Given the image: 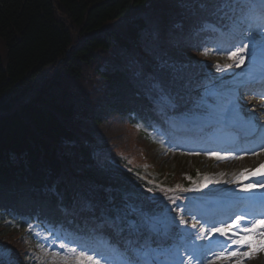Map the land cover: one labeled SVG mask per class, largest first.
Here are the masks:
<instances>
[{"label": "trees", "instance_id": "1", "mask_svg": "<svg viewBox=\"0 0 264 264\" xmlns=\"http://www.w3.org/2000/svg\"><path fill=\"white\" fill-rule=\"evenodd\" d=\"M248 2L0 0L4 264H28L15 228L34 219L121 249L137 243L130 208H156L146 195L169 190L156 187L134 139L144 125L189 111L209 65L202 46Z\"/></svg>", "mask_w": 264, "mask_h": 264}, {"label": "rangeland", "instance_id": "2", "mask_svg": "<svg viewBox=\"0 0 264 264\" xmlns=\"http://www.w3.org/2000/svg\"><path fill=\"white\" fill-rule=\"evenodd\" d=\"M254 28L255 30H261L264 28V25H258L257 28ZM243 33H245V31ZM236 34L238 35V30ZM245 43L252 44V42H250V40L245 36L242 44L241 42L237 41V45H232V42L230 43V45L222 47L220 45H215V47L212 48L213 51H207L209 54H211L210 56H212V58L217 63V66L215 67L216 69H214V71H212L211 73L214 76V81L211 83H206L203 86V90H201L202 96L199 99L200 101H198L202 102V104L204 105V112L186 115V118L205 123H214L219 120L223 111L225 100L234 94L232 87L235 79V72L240 68L241 65L240 63L237 67L236 64L238 62L234 59H229L228 52L234 51L237 47H243V44ZM250 48H252L251 45ZM2 52L3 48L0 43L1 56L3 55ZM241 55L244 56V60L250 59L248 52L242 53ZM225 65L229 66L225 67ZM241 70H243L244 72V70L246 69L243 68L240 69V71ZM248 72L249 71H246L245 73L247 74ZM245 95L247 96L246 99H248L250 103L258 102L256 101L255 96L247 95L246 93ZM206 96H212L213 98H210L211 100H209L206 98ZM181 117L184 116H180V118ZM144 131L149 130L144 129ZM134 141L138 143L139 147H141L139 149L144 153L141 155V164L143 166L150 164L153 169H156L154 173L158 180L168 181V176H171L172 179H177L178 174L188 188L187 191L182 193L186 197L185 201L180 202L178 204V207H173L169 204H164L163 206L164 211L162 213H167L169 215L170 223H173V225L181 224L186 227V239L184 240V242H182V246L165 251L167 255L171 256L170 260L182 259L184 257L190 258L194 253L195 242L200 241V238H207L208 243L217 245V249L214 250V252H209V257L206 259V262L204 264H235L234 259H214L215 253L222 250L224 239L217 233H214L212 237L207 236V231L213 227L203 220H198L194 211L197 210V208H203L206 210L208 209L209 204L213 201L211 199L213 193H210V190L213 189V187L217 185V183H219L216 177L220 173H222L223 171H235L234 168L248 169L250 166L253 167L257 163L259 164L255 166H259L260 163L264 160V145L258 150L249 154L238 153L232 155L230 153H218L219 156L225 157L224 159H218L215 156L208 155V153H215L212 150H187L184 148H176L171 144V142L165 141V139L160 138L159 135L151 134L150 136H147L145 133L137 134V137L134 139ZM130 151H132V149ZM130 157L133 158V154H131ZM132 158L130 161H132L133 163L141 161L140 158ZM241 172L242 171H239L238 177L243 181V179L247 177V172L243 175H241ZM162 173H164L165 176H161ZM243 185H245L244 181L243 184L237 189V191L235 190L236 194L242 193L241 188ZM263 190L264 188L257 187L251 192H243L250 193V198L254 197L255 202H260L261 200H263ZM257 196L262 197L256 198ZM251 202L252 200L249 199L248 203ZM185 211L192 214L185 216ZM154 215H157V213L150 216L144 214L141 222H145L146 219L148 222L150 221V219L153 220L155 218ZM181 218H183V220L185 221L183 224L180 223ZM189 218L194 219V224H191V222H189ZM129 224V226L131 227L134 226V224L131 222ZM203 224H205L206 230L201 233L199 230V226ZM193 225H195V227H193ZM10 226L11 228L13 227L12 225ZM261 227V224L255 225L256 229H260ZM167 228L168 225L164 227L166 231L169 230ZM16 229L21 230L28 245V249L30 252L28 264H61L60 258L52 255L55 252L63 255V249L59 247L60 242L58 240H56L52 236H48L46 232L42 231L35 225H31L30 236H28L26 234V231L22 230L21 228L16 227ZM244 250L247 251V249ZM146 252H149L152 257L156 256V253H160L151 251L150 247H147L145 249V253ZM100 258L106 264H122L123 262L122 259L117 256L115 257V255L113 256V254L111 253L104 254ZM242 264H264V251L257 252L252 258L243 259Z\"/></svg>", "mask_w": 264, "mask_h": 264}, {"label": "snow or ice", "instance_id": "3", "mask_svg": "<svg viewBox=\"0 0 264 264\" xmlns=\"http://www.w3.org/2000/svg\"><path fill=\"white\" fill-rule=\"evenodd\" d=\"M251 33L249 38L251 39ZM261 40L264 42V31L260 32ZM254 46V45H253ZM250 48V44H244L243 47H237L234 51L228 52V58L234 59L238 63H243L245 53ZM207 54V52H205ZM229 65H225L228 67ZM210 156H215L218 159H224L225 157L219 156L218 153H208ZM260 167H264L261 164ZM250 169H243L241 175L246 172H250ZM252 175H255V171H251ZM190 179V178H189ZM204 186V185H202ZM177 187H180L177 185ZM257 187L264 188V184H245L242 186V191L251 192ZM187 191L188 189H183ZM261 218L247 216H236L234 220L229 224H220L218 227H213L207 231V236L212 237L214 233H218L224 237L222 250L215 253L214 259L229 260L234 259L235 264H242V260L245 258H252L257 252L264 251V227L256 229V224L264 225V213L260 214ZM185 221L181 218L180 223ZM195 227V225H193ZM246 236L260 237L259 241L254 243L252 240L245 239ZM59 238V237H58ZM233 246H235L233 248ZM42 247V246H41ZM59 247L63 249V255L58 252L53 253V256L59 257L61 264H101V258L95 253L94 249L88 248L86 245L80 244L76 240H64L60 243ZM244 249H247L245 251ZM0 264H4L3 260H0ZM122 264H131L130 261H123Z\"/></svg>", "mask_w": 264, "mask_h": 264}, {"label": "bare ground", "instance_id": "4", "mask_svg": "<svg viewBox=\"0 0 264 264\" xmlns=\"http://www.w3.org/2000/svg\"><path fill=\"white\" fill-rule=\"evenodd\" d=\"M249 51V50H248ZM235 82H237V81H235ZM259 163H257V164H255V165H258ZM261 164H264V160L261 162ZM260 164V165H261ZM259 167V166H258ZM251 168V167H250ZM235 169V171H231L230 173H220V175L219 176H217V180H218V182L219 183H217L218 184V186H217V189L219 188V190H222L223 188H224V190H222L223 192H226L227 191V188L226 187H221V184H226L227 182L226 181H228V182H231L232 180L230 179V177L232 178V177H238V175H239V171H242L243 169H237V168H234ZM262 172H263V178H262V181H264V167H260L259 168ZM245 181L246 182H248V183H250V184H252V183H257L258 181H257V178H255L254 176H252V174L251 175H249L248 176V178L247 179H245ZM226 190V191H225Z\"/></svg>", "mask_w": 264, "mask_h": 264}]
</instances>
